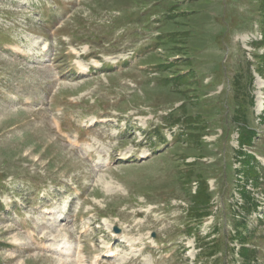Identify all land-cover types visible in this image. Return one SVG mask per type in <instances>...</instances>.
I'll use <instances>...</instances> for the list:
<instances>
[{
	"label": "rangeland",
	"instance_id": "rangeland-1",
	"mask_svg": "<svg viewBox=\"0 0 264 264\" xmlns=\"http://www.w3.org/2000/svg\"><path fill=\"white\" fill-rule=\"evenodd\" d=\"M260 20V0H0V264H241L234 120L241 106L264 164ZM179 72L191 81L165 83ZM251 190L264 264V181Z\"/></svg>",
	"mask_w": 264,
	"mask_h": 264
},
{
	"label": "trees",
	"instance_id": "trees-1",
	"mask_svg": "<svg viewBox=\"0 0 264 264\" xmlns=\"http://www.w3.org/2000/svg\"><path fill=\"white\" fill-rule=\"evenodd\" d=\"M260 13L261 20L260 26L263 32L262 39L264 40V0H260ZM264 58V54L262 55ZM174 64L164 63L161 65L162 71H169ZM181 66V64H179ZM260 75L264 77V66L259 68ZM172 81L175 85H184L191 80L185 76L182 72L176 73L175 75L168 76L165 83L169 84ZM250 94L244 95L249 97ZM252 98H250L251 100ZM183 109V107H182ZM235 122L238 124V144L239 149L235 151L238 161L241 164V168L237 175L243 178V184L239 187V192L242 199V204H240L239 209L233 213L235 217L234 222V239L238 241L240 247L237 252L241 259V264H252L256 260V250L250 249L246 244L249 242V238L252 236L253 231L249 225L248 216L254 211H258L261 202L256 200L253 196L252 189H258L264 181V164L261 163L259 158L254 152L247 150L248 147H252L254 139L256 137V129L248 124L247 117L243 112V109L238 107L235 109ZM177 124L183 125L185 128L182 129V136H186V142H194L200 139V132L203 127L199 125L200 120L196 119V116L187 115V117L178 118ZM187 176L183 178L185 184H190L193 178V174L188 171ZM200 178L195 192L191 196V205L188 208L189 217L191 220L201 221L205 216L211 214V203L212 194L209 191V185L206 182L203 175H197ZM216 242L214 240L213 244H209V257H213L217 254ZM236 250V248H234Z\"/></svg>",
	"mask_w": 264,
	"mask_h": 264
},
{
	"label": "bare ground",
	"instance_id": "bare-ground-1",
	"mask_svg": "<svg viewBox=\"0 0 264 264\" xmlns=\"http://www.w3.org/2000/svg\"><path fill=\"white\" fill-rule=\"evenodd\" d=\"M46 44H44L43 43V46H42V48H49V46L50 45H48L49 44V41H47V42H45ZM127 156V155H126ZM108 184V183H107ZM108 187H109V191H110V189H111V185H108ZM117 188V187H116ZM112 190V189H111ZM66 208H68V204H66V205H64V206H62V208L60 209V212H63L64 210H66ZM47 211H49V212H56L54 209H51V208H48V210ZM71 246H72V243H71V241L69 240V239H66V240H64V241H62V242H60L57 246H54L53 248L54 249H60V250H64V249H69V248H71ZM110 252H112V254L111 255H113V256H116L117 255V252L116 251H114V250H110Z\"/></svg>",
	"mask_w": 264,
	"mask_h": 264
}]
</instances>
